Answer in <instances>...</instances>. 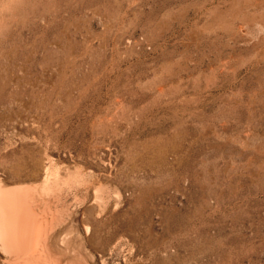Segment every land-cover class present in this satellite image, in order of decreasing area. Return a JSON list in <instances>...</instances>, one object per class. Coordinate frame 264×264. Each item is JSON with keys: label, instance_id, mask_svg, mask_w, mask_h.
<instances>
[{"label": "rangeland", "instance_id": "374dc122", "mask_svg": "<svg viewBox=\"0 0 264 264\" xmlns=\"http://www.w3.org/2000/svg\"><path fill=\"white\" fill-rule=\"evenodd\" d=\"M0 6V177L138 168L156 264H264V0Z\"/></svg>", "mask_w": 264, "mask_h": 264}, {"label": "bare ground", "instance_id": "6f19581e", "mask_svg": "<svg viewBox=\"0 0 264 264\" xmlns=\"http://www.w3.org/2000/svg\"><path fill=\"white\" fill-rule=\"evenodd\" d=\"M14 121L0 118V128ZM32 162L35 174L0 177V264H156L168 254L156 246V195H142L138 168L115 180Z\"/></svg>", "mask_w": 264, "mask_h": 264}]
</instances>
